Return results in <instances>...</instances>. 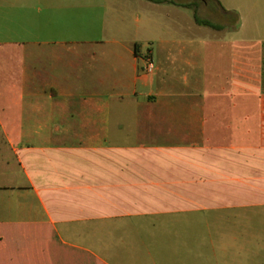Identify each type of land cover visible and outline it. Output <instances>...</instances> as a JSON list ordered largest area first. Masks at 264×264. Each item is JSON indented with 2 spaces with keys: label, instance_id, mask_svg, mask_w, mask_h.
Instances as JSON below:
<instances>
[{
  "label": "crops",
  "instance_id": "crops-1",
  "mask_svg": "<svg viewBox=\"0 0 264 264\" xmlns=\"http://www.w3.org/2000/svg\"><path fill=\"white\" fill-rule=\"evenodd\" d=\"M263 82L264 0H0V264L207 258L187 216L264 204Z\"/></svg>",
  "mask_w": 264,
  "mask_h": 264
},
{
  "label": "rangeland",
  "instance_id": "rangeland-1",
  "mask_svg": "<svg viewBox=\"0 0 264 264\" xmlns=\"http://www.w3.org/2000/svg\"><path fill=\"white\" fill-rule=\"evenodd\" d=\"M193 2L198 8L203 0ZM232 196L225 194V200L232 199ZM248 200L247 193L240 195V202ZM209 205L206 212H193L185 219L188 221L186 233L192 236L193 249L197 248L195 239L199 234L204 239L206 237L207 243L203 242L202 249L204 253L208 252L207 258H188L185 263L184 259H178V264H264V204Z\"/></svg>",
  "mask_w": 264,
  "mask_h": 264
},
{
  "label": "built area",
  "instance_id": "built-area-1",
  "mask_svg": "<svg viewBox=\"0 0 264 264\" xmlns=\"http://www.w3.org/2000/svg\"><path fill=\"white\" fill-rule=\"evenodd\" d=\"M145 72L152 74L155 71V63L150 53L145 57Z\"/></svg>",
  "mask_w": 264,
  "mask_h": 264
},
{
  "label": "trees",
  "instance_id": "trees-1",
  "mask_svg": "<svg viewBox=\"0 0 264 264\" xmlns=\"http://www.w3.org/2000/svg\"><path fill=\"white\" fill-rule=\"evenodd\" d=\"M233 15H235L234 13H232ZM235 18L236 20H238V16L235 15ZM195 19H196V22L200 25H204V26H208V27H211V28H214V29H220L219 26L217 25H214L213 23H211L210 21H207V20H202L200 19L197 15L195 16ZM263 92H264V82H263Z\"/></svg>",
  "mask_w": 264,
  "mask_h": 264
}]
</instances>
